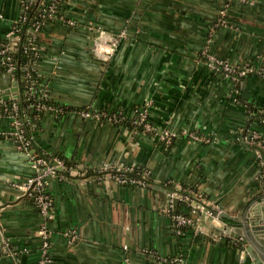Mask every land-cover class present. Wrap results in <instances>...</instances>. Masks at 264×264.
I'll return each mask as SVG.
<instances>
[{
	"label": "crops",
	"instance_id": "0c3cea01",
	"mask_svg": "<svg viewBox=\"0 0 264 264\" xmlns=\"http://www.w3.org/2000/svg\"><path fill=\"white\" fill-rule=\"evenodd\" d=\"M29 2L0 0V45ZM64 5L63 18H44L32 69L42 76L49 99L71 110H43L31 120L29 153L10 136V117L0 113V264H39L43 225L49 264L264 260V159L249 145L252 131L264 137V76L234 79L205 63L207 50L264 69V0H64ZM226 5V23L218 25L214 21ZM98 28L127 32L108 60L93 51ZM23 76L0 64L5 99L20 104L14 96L22 95L21 105L27 102ZM79 108L117 119L84 116ZM136 108L148 109L156 125L176 131L174 141L166 145L117 122ZM28 109L29 116L35 113ZM33 153L72 167L46 178L53 202L49 215L14 187L34 174ZM104 165L137 166L150 174L145 184L123 183L103 176ZM151 180L163 184L159 191ZM172 183L180 189L177 206L167 199L165 186ZM217 207L228 215L219 225L211 212ZM176 213L196 223L181 231ZM212 225H229L241 235L217 232Z\"/></svg>",
	"mask_w": 264,
	"mask_h": 264
},
{
	"label": "built area",
	"instance_id": "2783aa9c",
	"mask_svg": "<svg viewBox=\"0 0 264 264\" xmlns=\"http://www.w3.org/2000/svg\"><path fill=\"white\" fill-rule=\"evenodd\" d=\"M32 2V0H31ZM41 12H46L50 16H58L60 18L64 17V14L58 15L56 13V4L52 3L48 8H39ZM228 12L227 5L220 9L218 22L220 24L226 23V14ZM26 13V12H25ZM23 14L20 19H26V14ZM43 13V14H44ZM0 17L3 18L4 14L0 12ZM19 19V20H20ZM70 24H75L74 20H69ZM43 22L38 21L35 23L33 34L29 37V45L25 47L27 52H31L33 54L32 58L23 66L24 68V84H25V93L27 100L31 102L32 98L37 96L39 101L35 104H29L28 108L38 109L37 113L34 117H37L41 114L43 110L49 111H58L60 113L66 112L69 108L64 106H58L54 103L46 102L49 99L48 89L41 83L38 79L33 77L32 72V63L36 61L39 57V46L37 42V33L40 31ZM19 30L18 25H13L11 29L7 31L5 34L9 41H2L0 47L1 60L0 64L5 67L9 72L16 73V64L13 58V52L18 48V42L20 39V35L17 33ZM127 36L126 30H122L117 34H114L110 31L105 30L104 28H98L97 33L94 38L93 51L98 58L103 60H108L114 54L117 45L120 43L121 39H124ZM205 63L209 68L222 71L227 75L231 76L234 79L241 78L250 73H256L264 76V69L262 67L255 68V66L245 63V64H234L227 59L221 58L215 55L212 52L205 50ZM38 76H40L37 72H35ZM7 100L2 95V88L0 87V113L4 115L2 112H9L5 116H9L11 119V128L9 134L16 141L17 146L29 153L32 144V138L29 133H27L26 128V120L31 122L30 116L26 113L29 109H24V117L21 118L18 114V105L19 103L16 100L11 101ZM36 106V107H35ZM71 110V109H69ZM78 112L84 116H92V117H107L110 120L117 119L116 114H109L106 111H94L89 108H79ZM131 121L136 126H142V132L151 133L152 135H156L164 144L170 145L175 137L178 135L176 131H174L170 126H158L153 120L150 118L149 111L146 108H136L134 113L131 115ZM137 131L136 129H134ZM138 132V131H137ZM193 135V134H192ZM195 138H200L199 136L193 135ZM249 141L252 144H258L264 147V137L260 132L254 130L251 132L249 137ZM260 152V151H259ZM259 157H261V153H259ZM32 164L34 168V174L30 176L27 180L23 182H14V187L18 190L20 195H30L33 197L34 203L41 210L44 215H49L50 209L52 207V199L46 189V178L50 175L56 174L59 169L72 171V167L67 164L61 158H49L45 153H33L31 155ZM138 168L137 166H125V167H115L104 165L100 168V173L103 176H108L119 182L123 183H133V184H145L147 179L149 178V171L143 168L141 172V177L130 176L129 173L135 171ZM207 210V209H206ZM217 211V215L214 218L217 219L218 225L221 222L219 215L223 213V208L217 207L215 209ZM212 216H213V211ZM175 218L177 220L178 227L181 224H195L196 221L192 217L185 216L183 214H175ZM180 230V229H179ZM43 243L41 246V257L39 260V264H49L51 258L49 255V242L47 240V229L46 226L43 225L40 230ZM67 234L74 239L76 234L74 231H68ZM125 264H130L129 260L126 261Z\"/></svg>",
	"mask_w": 264,
	"mask_h": 264
},
{
	"label": "trees",
	"instance_id": "16d2710c",
	"mask_svg": "<svg viewBox=\"0 0 264 264\" xmlns=\"http://www.w3.org/2000/svg\"><path fill=\"white\" fill-rule=\"evenodd\" d=\"M39 2V4H38ZM52 3H55L56 4V13L58 15H62L65 13V10H66V6L64 5V0H35L34 2H29V5L31 6L28 10H26V19H20L18 20V22L15 23V25H18L19 26V30L17 31V33L20 35V39H19V42H18V48L16 51L13 52V58H14V62L17 66L16 68V72L20 75H23L24 74V68L23 66L25 65L26 62H28L30 60V58H32L33 54L31 52H27L25 50V47L27 45H29V37L31 36V34H33V31H34V26H35V23L38 22V21H41L43 22L44 21V18L49 16V14H47L46 12L44 13L45 16H42L40 14H37L36 13V9L34 8L36 5L39 7V8H44V7H49ZM34 10V11H33ZM226 18L228 17V15L226 14L225 16ZM214 22H218V17L216 18V20ZM43 25V24H42ZM218 25H220V23H218ZM44 27L41 26L40 28V31L42 30V28ZM39 31V32H40ZM39 32L37 34H39ZM38 37V36H37ZM2 41H9V39L7 37H4ZM37 41H39V38H37ZM250 74H254V73H250ZM32 75L33 77H35L36 79H38V83L39 81L41 83H43V79H42V76H38L34 71L32 72ZM259 75V74H257ZM12 100H10V103L9 104H12L11 102ZM39 101V99H37V96H35L34 98H32L31 102H29L27 100V102L23 105L19 104L18 106V114L21 118L24 117V109H27L28 108V105L29 104H32V103H37ZM46 102H49V103H54L52 101V99H47ZM36 107V106H35ZM38 109H35V113H32V115L30 116V119H33L34 118V115L37 113ZM4 115H6L7 113L9 112H2ZM25 118V117H24ZM131 115H126L124 117V119H121V120H118L117 122L119 123H124L126 125H128L130 128L132 129H136L139 133L142 132V126H139V127H136L132 121H131ZM30 123L29 120H26V128H27V133H29V130H31V126H30ZM43 154V153H42ZM49 158H53L52 156L46 154ZM143 168H138L136 169L135 171H132L129 173L130 176H134V177H141V172H142ZM62 172H64L65 174H68V172L66 170H62ZM26 198L30 199L31 201H33V197L30 196V195H26L25 196ZM34 202V201H33ZM178 214V213H176ZM223 220H227L226 217H222ZM193 225L192 224H181L179 226V229L182 231V230H186V229H189V228H192Z\"/></svg>",
	"mask_w": 264,
	"mask_h": 264
},
{
	"label": "water",
	"instance_id": "95a60500",
	"mask_svg": "<svg viewBox=\"0 0 264 264\" xmlns=\"http://www.w3.org/2000/svg\"><path fill=\"white\" fill-rule=\"evenodd\" d=\"M38 4H39V2H38ZM15 98H18L19 99V102H20V104H22V99H23V96L22 95H15L14 96ZM245 135V134H244ZM250 146H254L255 148H257L259 151H260V153H261V157L264 159V148L261 146V145H258V144H249ZM151 184H152V187H153V191H159L158 189H156L157 187H159V186H162L163 184L162 183H160V182H157V181H154V180H151ZM165 189L167 190V193H168V196H167V199H171V201L173 202V204L175 205V206H177L178 205V203H179V197H178V194L180 193V189L176 186V184H174V183H172L171 184V186H165ZM173 192H177V195H175V196H172V194H173ZM23 196H26V195H23ZM23 196H21V198L23 197ZM212 211H213V209H212ZM217 215V211L216 210H214V213H213V218H214V216H216ZM222 217H228V215L226 214V213H222L221 215H219V218H222ZM213 226V228H215L216 229V231L217 232H226V233H230V234H233V235H235L236 237H240V235H241V233H236V232H233V231H231V226H229V225H225V226H221V227H217V226H215V225H212ZM255 229V228H254ZM246 238L248 239V240H250V242H252V243H254L253 242V240H252V238L250 237V235H249V233L247 232L246 234ZM258 239V238H257ZM1 247V246H0ZM248 250L249 251H251L252 250V248H251V246H249V248H248ZM261 253L263 254V252L261 251ZM255 255V254H254ZM256 256V255H255ZM256 264H264V260L263 259H261L260 258V256H256Z\"/></svg>",
	"mask_w": 264,
	"mask_h": 264
}]
</instances>
